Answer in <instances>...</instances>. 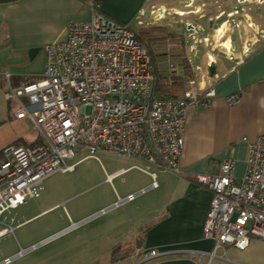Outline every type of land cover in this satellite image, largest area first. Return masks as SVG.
I'll return each mask as SVG.
<instances>
[{
	"label": "built area",
	"instance_id": "built-area-1",
	"mask_svg": "<svg viewBox=\"0 0 264 264\" xmlns=\"http://www.w3.org/2000/svg\"><path fill=\"white\" fill-rule=\"evenodd\" d=\"M254 6H264V0H235L222 26L232 31L241 27L257 30L259 39L244 46L245 53L256 43L264 46V28L250 13ZM93 10L89 22L69 24L65 41L46 47L45 71L40 78L18 89L10 88L6 94L14 118L30 119L41 140L8 145L0 151L2 225L3 219L39 194L46 179L74 171L77 164L73 161L79 156H84L82 161L100 160L101 154L143 161L145 166L137 168L150 175L153 182L138 196L158 188V172H183L180 159L185 148L186 112L190 106H210L215 84L221 79L213 65L214 57L208 54V63L203 64L201 51L205 45L198 40L197 28L187 23L192 36L186 40L184 61L192 77L182 97L158 98L156 88L161 74L153 65L148 45L139 39V32L104 16L98 6ZM150 12V21H140L139 26L183 16L157 6ZM210 21L215 22L213 18ZM211 66L216 68L214 75L210 74ZM177 70L174 63H169L166 78L176 77ZM239 97L231 96L228 103L237 104ZM244 141L248 143L244 176L235 174L233 160L224 161L216 173L197 176L198 184L213 193L204 234L216 242V249L230 246L243 251L253 238L264 240V135ZM124 173L126 170L109 180ZM138 196H128L126 203ZM10 232L13 228L9 226L0 231V238ZM142 255L141 261L151 264L162 253L151 250Z\"/></svg>",
	"mask_w": 264,
	"mask_h": 264
},
{
	"label": "crops",
	"instance_id": "crops-1",
	"mask_svg": "<svg viewBox=\"0 0 264 264\" xmlns=\"http://www.w3.org/2000/svg\"><path fill=\"white\" fill-rule=\"evenodd\" d=\"M234 4L235 0H0V96L10 107L6 98L10 88L18 89L22 84L40 78L45 71L46 47L65 41L71 22H89L94 14L93 8L97 6L98 12L104 16L120 24L131 25L139 32L162 79H167L169 63L180 69L177 76H183L187 67L184 61L187 47L182 31L172 24L162 25L161 21L140 26L138 22L150 21L151 16H146V12L153 6L167 8L176 14L183 13L189 21L195 14L208 15L211 22V18L215 21L225 18ZM250 13L252 19L264 27V6H254ZM211 27L214 30L213 22ZM228 40L233 46V37ZM189 71L191 76L192 71ZM217 71L221 79L215 84V96L210 106H190L186 112L185 148L180 159L182 174L157 173L158 188L148 191L157 194L154 204L137 205L129 211L125 209L128 203L114 220L108 212L105 216L110 218L109 221L100 225L98 234L92 236L93 239L100 237L99 242L88 240L95 250L101 245L108 246V250L101 258L87 249L82 253V264H138L142 253L151 250L162 253L151 264H264L262 239L253 238L250 246L241 251L230 246L216 249V242L205 238L213 193L197 182L199 174L218 172L226 160L235 162L238 177L246 172L248 143L244 140L253 141L264 135V46L240 65L223 61ZM236 94L240 95L239 102L230 105L228 99ZM8 112L15 119L10 109ZM18 121L32 122L28 118ZM10 144L16 143L10 141ZM4 147L6 145L1 143L0 151ZM82 162H76V167ZM76 167L68 173L75 172ZM129 169L106 174L102 184H112L121 176L112 181L110 176ZM163 173L168 174V178L160 182ZM144 174L149 180L141 177L129 182L132 187L124 198L150 187L153 179ZM103 209L107 207L94 210L90 215L86 212V218L96 216ZM3 221L5 224L0 222L3 226L0 231L9 226L14 231V218L8 217ZM75 257L63 256V262L59 260L57 264H76ZM10 259L5 258L0 264Z\"/></svg>",
	"mask_w": 264,
	"mask_h": 264
},
{
	"label": "rangeland",
	"instance_id": "rangeland-1",
	"mask_svg": "<svg viewBox=\"0 0 264 264\" xmlns=\"http://www.w3.org/2000/svg\"><path fill=\"white\" fill-rule=\"evenodd\" d=\"M192 16L191 21L187 19V16L179 17L173 15L159 22L162 25L172 24L176 26L182 31L185 40H189L192 36V33L188 32L189 29H187L186 25L187 23L193 24L198 30V40L201 39L203 41L202 44L205 45V48H202L201 51L203 54L201 61L204 65L208 63V54L214 57L213 65L216 67H219L225 60L232 62L233 65H240L255 50L261 48L260 45L263 44L261 42L256 43L253 48L251 47L245 53L244 46H248L249 43L259 39L257 30L248 31L241 27L238 30L232 31L227 26L222 27L226 18L217 19L213 22L215 28L212 30V22L208 21L210 16L205 15L202 17L201 14ZM224 32L225 35L223 36ZM229 37H233L234 56L232 55V48L230 51H227L226 48L221 46V43ZM140 40L144 42V39ZM247 41L248 43L246 44ZM240 42L242 43L241 46ZM246 54H248L247 57ZM177 72L180 73V69ZM238 96L240 95L238 94ZM8 109L10 107L5 105L4 99L0 96V144L8 146L10 141L15 143L22 142L24 144L39 142L41 140L40 135L34 123L11 118ZM82 158L84 156H79L73 163L75 164ZM99 159H85L76 167L75 172L52 176L44 184L45 188L34 199H31L15 212L13 211L11 216L8 215V217L15 219L12 224L14 231L0 239V263L4 262L5 258H15L21 253L43 242L46 243L47 240L53 238V240L35 248L33 251L23 254L8 264H57L59 260L63 262V256L73 255L76 256V264H82V260H84V254L82 255V253L87 249L95 252L98 257L102 258L103 254L108 250V246L101 245L100 249L95 250L94 245L88 240L99 242L100 237L97 236L93 239L92 236L98 234L100 225H104L109 221L110 218L105 216L108 212H104L98 215V217L90 216L86 218L87 214L90 215L94 210L116 205V209L114 208L111 210L112 212L108 213L112 215V220H114L120 216L119 213L124 211V207L128 203L130 204L125 209L129 211L137 205L154 204L157 194L152 191V193L148 192L141 197H137L134 203H126V198H124L129 188L132 187L133 181L141 177L149 180L147 175L137 168L143 167L145 164L135 159L106 154L99 155ZM119 169L129 170L123 176L113 181L112 184H102L106 180V174H112ZM165 174L163 173V177H160V182L163 178H168V174ZM131 181L132 183L128 184ZM114 187L116 191L113 189ZM101 211H104V209ZM86 212L87 214H85ZM88 219L92 221L79 226V224L86 222ZM19 224L22 225L18 227ZM7 225H10V223H7ZM73 225L75 226L71 228ZM2 228L3 226L0 224V230ZM63 232L64 234L56 237ZM64 250L65 252H63ZM87 260L90 259L87 257ZM138 262V264H148L143 261ZM86 263H89V261Z\"/></svg>",
	"mask_w": 264,
	"mask_h": 264
},
{
	"label": "trees",
	"instance_id": "trees-1",
	"mask_svg": "<svg viewBox=\"0 0 264 264\" xmlns=\"http://www.w3.org/2000/svg\"><path fill=\"white\" fill-rule=\"evenodd\" d=\"M139 38L143 39L142 37ZM150 38L151 37H148V39ZM145 40H147V38H145ZM189 69V66H187L186 73L183 76H176L171 79H161L158 82V86L156 88V96L161 99H176L182 97L185 89V84L187 80L192 77V75L190 76V74H188L190 72Z\"/></svg>",
	"mask_w": 264,
	"mask_h": 264
},
{
	"label": "water",
	"instance_id": "water-1",
	"mask_svg": "<svg viewBox=\"0 0 264 264\" xmlns=\"http://www.w3.org/2000/svg\"><path fill=\"white\" fill-rule=\"evenodd\" d=\"M146 16H148V17L151 16V12H150V11L146 12ZM215 72H216V68H215L214 66H211V67H210V74H211V75H214ZM145 190H146V189H145ZM141 193H142V191H140V192H138V193H136V194H134V195H135V196H138V195L141 194ZM116 207H117L116 205L111 206V207H108V208L105 209L104 211H101L99 214H97L95 217H98V215L103 214L104 212H110V211L113 210L114 208L116 209ZM93 220H94V219H93ZM90 221H92V220H91V219H88V220H86V222L79 224V226H82L83 224H86V223H88V222H90ZM62 234H63V233L57 235L56 237H58V236H60V235H62ZM56 237H55V238H56ZM53 239H54V238H53ZM53 239L47 240V242H49V241H51V240H53ZM47 242H46V243H47ZM46 243L43 242L42 244L37 245L36 247H33V248H31L30 250H27V251L21 253L19 256H16L15 258L10 259V260L8 261V263H11L12 261L16 260L18 257L22 256L23 254H26V253H28V252H30V251H33L35 248H38L39 246H42V245H44V244H46ZM5 264H6V263H5Z\"/></svg>",
	"mask_w": 264,
	"mask_h": 264
},
{
	"label": "bare ground",
	"instance_id": "bare-ground-1",
	"mask_svg": "<svg viewBox=\"0 0 264 264\" xmlns=\"http://www.w3.org/2000/svg\"><path fill=\"white\" fill-rule=\"evenodd\" d=\"M162 15V14H161ZM182 15H183V13H182ZM160 18H163L162 16L160 17ZM223 47H226L227 49H231V41L230 40H228L226 43H223V45H222ZM213 60V59H212ZM8 101V100H7ZM10 103V111H11V113H12V116H13V111H14V108L12 107V104H11V102H9ZM14 117V116H13Z\"/></svg>",
	"mask_w": 264,
	"mask_h": 264
}]
</instances>
